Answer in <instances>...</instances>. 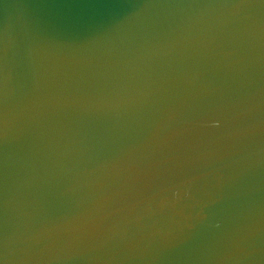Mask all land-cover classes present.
<instances>
[{"label":"water","instance_id":"95a60500","mask_svg":"<svg viewBox=\"0 0 264 264\" xmlns=\"http://www.w3.org/2000/svg\"><path fill=\"white\" fill-rule=\"evenodd\" d=\"M0 264H264V0H0Z\"/></svg>","mask_w":264,"mask_h":264}]
</instances>
